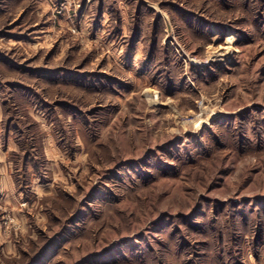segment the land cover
<instances>
[{
	"label": "rangeland",
	"instance_id": "obj_1",
	"mask_svg": "<svg viewBox=\"0 0 264 264\" xmlns=\"http://www.w3.org/2000/svg\"><path fill=\"white\" fill-rule=\"evenodd\" d=\"M0 264H264V0H0Z\"/></svg>",
	"mask_w": 264,
	"mask_h": 264
},
{
	"label": "bare ground",
	"instance_id": "obj_2",
	"mask_svg": "<svg viewBox=\"0 0 264 264\" xmlns=\"http://www.w3.org/2000/svg\"><path fill=\"white\" fill-rule=\"evenodd\" d=\"M226 37H227V36H226ZM230 42H231V40L228 39V40H227V44L230 43ZM229 45H230V44H229ZM156 99H157V97H156Z\"/></svg>",
	"mask_w": 264,
	"mask_h": 264
}]
</instances>
